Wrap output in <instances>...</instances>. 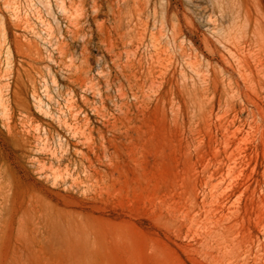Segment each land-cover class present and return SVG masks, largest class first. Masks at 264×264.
Listing matches in <instances>:
<instances>
[{"label": "rangeland", "instance_id": "rangeland-1", "mask_svg": "<svg viewBox=\"0 0 264 264\" xmlns=\"http://www.w3.org/2000/svg\"><path fill=\"white\" fill-rule=\"evenodd\" d=\"M0 0V264H264V0Z\"/></svg>", "mask_w": 264, "mask_h": 264}, {"label": "bare ground", "instance_id": "bare-ground-1", "mask_svg": "<svg viewBox=\"0 0 264 264\" xmlns=\"http://www.w3.org/2000/svg\"><path fill=\"white\" fill-rule=\"evenodd\" d=\"M58 8H59L61 11H64L63 3H62L61 0L58 1Z\"/></svg>", "mask_w": 264, "mask_h": 264}]
</instances>
